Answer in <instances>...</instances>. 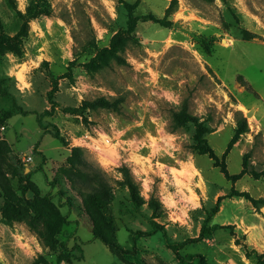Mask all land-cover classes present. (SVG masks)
<instances>
[{
    "label": "rangeland",
    "instance_id": "rangeland-1",
    "mask_svg": "<svg viewBox=\"0 0 264 264\" xmlns=\"http://www.w3.org/2000/svg\"><path fill=\"white\" fill-rule=\"evenodd\" d=\"M46 1L50 14L26 23L18 11L26 14L32 0H0V36H9L0 80L18 105L36 112L14 115L0 135L11 146L8 163L21 176L31 172L39 194L50 195L70 223L49 249L25 223L5 224L0 211V264H61L65 255L71 259L62 264H180L160 233L141 237L136 252L123 256L94 239L82 198L89 184L68 172L74 146L83 149L84 170L112 187L109 213L123 248L135 250L132 233L149 231L154 216L148 204L136 210L130 203L120 183L126 164L145 200L162 203L156 220L172 240L186 242L182 254H202L210 264H264V205L229 196L238 190L264 198V177L253 175L264 169V0H178L167 26L139 20L133 35L118 0ZM170 1L140 0L135 15L165 18ZM116 35V53L126 63L110 56L106 64L99 56ZM97 97L121 98L120 110L75 111ZM12 103L0 96V115ZM184 104L211 129L207 140L230 174L246 162L236 182L198 153L193 123L174 127L173 113ZM46 110L51 113L42 122L57 126L69 146L39 126L38 114ZM243 118L248 131L224 157ZM6 178L20 196L19 175L9 171ZM219 200L209 226L224 228L198 240Z\"/></svg>",
    "mask_w": 264,
    "mask_h": 264
},
{
    "label": "trees",
    "instance_id": "trees-1",
    "mask_svg": "<svg viewBox=\"0 0 264 264\" xmlns=\"http://www.w3.org/2000/svg\"><path fill=\"white\" fill-rule=\"evenodd\" d=\"M128 12L127 20V30L126 32L129 35H133L137 23L139 20L142 21H152L161 26H167L170 22L166 20V17L170 16L174 12L176 6L178 5V0H171L170 4L166 10L165 18H158L154 14H148L142 17L135 15V10L140 4V0H137L134 3H129L126 0H118ZM48 15L50 14V8L46 0H32L29 7L27 8L26 14L18 11V15L28 23L31 19L38 17L39 15ZM9 39V36L5 33H2L0 36V52H3L6 48V40ZM117 39L116 35L112 40V47L106 49L99 56L106 64L109 63V57H115L118 64H125V60L118 56L117 51ZM56 89V86L49 93L50 98L53 97V91ZM0 96L5 98H10L12 100V109L8 111L1 112L0 115V128L5 126L7 120H10L16 114L29 115L36 114V112H31L23 109L22 106L18 105L15 97L10 94L4 87L3 83L0 80ZM122 103L121 98H106V97H97L94 100H84L80 107L75 111L79 113H84L88 110H98V109H107L112 111H119L120 105ZM54 106V104H53ZM51 112L44 111L43 114H38L39 126L45 130L51 137L59 141V143L67 147L69 146L68 139L61 134L59 128L55 125L49 126L42 122V116L48 115ZM173 122L174 127L179 128L184 126L186 123L191 122L195 126L194 132V145L198 153L202 155H208L213 161L214 166L219 167L221 172L224 174L227 180L236 182L240 179L247 169V164L244 161V168L239 174H230L227 170L226 164L220 161V158L215 153L213 148L210 146L206 135L211 132V129L206 125L204 121H201L197 116H193L188 111V106L183 105L179 112L173 113ZM248 131L247 124L245 119H240L238 122L237 129L235 130L234 136L228 143L224 157L229 154L235 143L239 140L240 136ZM11 151V146L8 142L2 139L0 135V187L3 188L5 202L0 206V211L2 212L3 220L5 224L12 225L15 222H22L27 225V227L35 233L39 241L45 248L52 249L55 247V239L61 234L64 226L70 223L69 217L63 215L59 210L58 206L52 202V197L48 194L40 195L38 189L30 182L31 172L26 176H21L18 174L16 168L11 166L8 163V153ZM83 149L79 146H74L71 148V154L67 158L68 172L76 175L80 180L89 184L90 189L83 193V203L87 215L90 218L92 224V233L93 237L96 240L101 241L106 246H108L112 252L116 253L118 256L134 254L136 252V243L138 239L143 236H151L156 233H160L163 237L165 245L172 250L175 254L176 259L180 264H210L207 258L202 254H182V250L186 246V242H178L171 239L168 230L165 226L161 225L156 219L159 217V212L162 209V203L152 196L147 202L142 196L140 185L135 180L130 168L123 164L119 168V172L122 175V180L120 183L128 189L129 192V201L136 210H140L148 204L151 210L153 211V218L150 220L151 229L145 232H133L131 237L134 244L135 250H127L123 248L118 242L116 237L117 226L115 220L110 215V209L113 202V190L108 181L105 180L103 176L98 173H91L84 170L83 167L86 166L83 159ZM11 171L13 175H19L18 181V190L21 191L19 196L10 186L7 181L6 175ZM253 175L256 178L261 176L264 177V169L261 173L253 172ZM46 179L49 183V180L46 176ZM33 192L34 196L28 197L27 193ZM229 196H239L248 198L254 206L260 207L264 205V198H252L246 192H240L238 190H232ZM221 200V198H220ZM220 200L217 202L215 207L211 212L207 214L205 221L203 222L201 233L198 240L206 238V236L211 235L214 231L224 228L219 224H214L209 226V223L212 217L219 211ZM72 234H69L71 237ZM66 247V246H65ZM259 258L262 255H258ZM70 256H60L58 261L62 264L70 261ZM264 263V262H263Z\"/></svg>",
    "mask_w": 264,
    "mask_h": 264
},
{
    "label": "built area",
    "instance_id": "built-area-1",
    "mask_svg": "<svg viewBox=\"0 0 264 264\" xmlns=\"http://www.w3.org/2000/svg\"><path fill=\"white\" fill-rule=\"evenodd\" d=\"M2 128H4V127H2ZM26 155V154H25ZM28 161H31V157L29 156V157H27L26 158Z\"/></svg>",
    "mask_w": 264,
    "mask_h": 264
}]
</instances>
